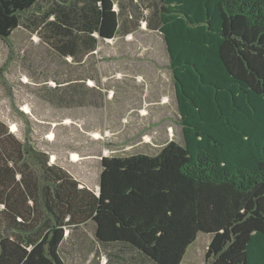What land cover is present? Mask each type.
I'll return each instance as SVG.
<instances>
[{"label":"trees","instance_id":"obj_1","mask_svg":"<svg viewBox=\"0 0 264 264\" xmlns=\"http://www.w3.org/2000/svg\"><path fill=\"white\" fill-rule=\"evenodd\" d=\"M159 23L184 146L103 157L96 192L0 120V264H67L72 226L138 262L181 264L202 232L205 264H264V0H161ZM22 24L75 60L121 28L114 0H0V38Z\"/></svg>","mask_w":264,"mask_h":264},{"label":"rangeland","instance_id":"obj_2","mask_svg":"<svg viewBox=\"0 0 264 264\" xmlns=\"http://www.w3.org/2000/svg\"><path fill=\"white\" fill-rule=\"evenodd\" d=\"M114 1L119 33L99 38L89 59L62 56L24 28L8 43L0 38V119L96 192L103 157L156 155L171 140L184 146L170 57L158 29L161 0ZM88 75L96 87L91 80L87 85ZM211 239L199 233L181 264H205ZM121 248L102 246L91 229L72 226L62 251L67 264H152Z\"/></svg>","mask_w":264,"mask_h":264},{"label":"crops","instance_id":"obj_3","mask_svg":"<svg viewBox=\"0 0 264 264\" xmlns=\"http://www.w3.org/2000/svg\"><path fill=\"white\" fill-rule=\"evenodd\" d=\"M53 1L54 0H40V4H41V6H42V9H47L48 7H51L52 6V4H53ZM55 13L56 12H54V14H52L51 16H50V20H53V19H55L56 18V16H55ZM95 21H96V19H95ZM44 23L45 22H43L42 24L44 25ZM97 24V22H95V25ZM20 28H24V29H26L27 31H29L30 33H32V34H35V35H37L39 38H40V40L46 45V46H48V47H50V48H54V47H57V46H59V44H62V40H60L59 38H57V37H55V38H45V39H42L38 34H37V32H38V30H40V29H42L43 28V26L41 25V27L38 29V30H36V32L35 33H33V30H31L30 28H28V26H26L25 24H22L18 29H20ZM96 28V27H95ZM95 28L94 27H92V31L94 32L95 31ZM17 29V30H18ZM60 30V29H59ZM46 31L48 32V34H50V35H52L51 34V30L49 31L48 29H46ZM95 37H97V43H98V40H99V35H98V33H96V32H94V34H93ZM49 37H51V36H49ZM54 43V44H53ZM97 49V48H96ZM96 50L94 51H92L91 52V54H96ZM90 54V53H89ZM89 54L87 55V56H85L86 57V59H89L90 58V56H89ZM68 58H72V57H68ZM97 78H99V74H98V72H97ZM86 79H87V85H89L90 84V86H93L92 84H91V82L90 83H88V81H92L93 83H94V85H95V87H96V81H94L93 80V78H90V76L88 75L87 77H86ZM68 84H70V83H68ZM68 84H67V86H68ZM1 120V119H0ZM2 121V120H1ZM3 122V121H2ZM4 123V122H3ZM5 124V123H4ZM6 125V124H5ZM7 126V128H8V130L13 134V136L16 138V139H18V140H21L11 129H9V127H8V125H6ZM95 134V133H94ZM92 135L93 137H95V135ZM96 136H98V135H96ZM97 138V137H96ZM22 141V140H21ZM24 142V141H23ZM41 151V150H40ZM41 152H43V151H41ZM45 153V152H44ZM47 154V153H46ZM50 157V156H49ZM73 157H75V158H77V155L76 154H74L73 155ZM50 164H52L51 163V160L49 159V165ZM76 179H77V177L76 176H74ZM78 181H80L79 179H77ZM80 183L82 184V185H84V183L82 182V181H80ZM81 185V186H82ZM3 208H5V206L2 204L1 206H0V209H3ZM9 212H6V213H3V218H2V216L0 215V223L2 224V225H4V224H6V222H8L7 220H5V216H9V214H8ZM5 215V216H4ZM10 222V221H9ZM8 222V223H9Z\"/></svg>","mask_w":264,"mask_h":264},{"label":"water","instance_id":"obj_4","mask_svg":"<svg viewBox=\"0 0 264 264\" xmlns=\"http://www.w3.org/2000/svg\"><path fill=\"white\" fill-rule=\"evenodd\" d=\"M99 190H100V188H99Z\"/></svg>","mask_w":264,"mask_h":264}]
</instances>
